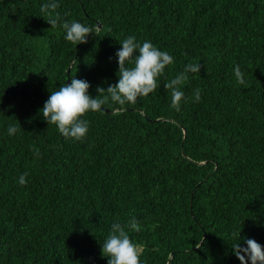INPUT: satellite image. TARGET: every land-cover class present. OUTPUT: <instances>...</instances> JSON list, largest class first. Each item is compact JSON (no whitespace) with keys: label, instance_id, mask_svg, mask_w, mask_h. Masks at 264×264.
Here are the masks:
<instances>
[{"label":"trees","instance_id":"1","mask_svg":"<svg viewBox=\"0 0 264 264\" xmlns=\"http://www.w3.org/2000/svg\"><path fill=\"white\" fill-rule=\"evenodd\" d=\"M46 2L0 0V264H107L101 244L131 216L142 264H240L234 233L264 245V0H58L61 21L93 30L76 45ZM128 36L175 58L155 92L87 113L83 143L47 125L68 79L93 98L117 82ZM188 63L177 112L164 85Z\"/></svg>","mask_w":264,"mask_h":264},{"label":"clouds","instance_id":"2","mask_svg":"<svg viewBox=\"0 0 264 264\" xmlns=\"http://www.w3.org/2000/svg\"><path fill=\"white\" fill-rule=\"evenodd\" d=\"M58 8V0H48L41 5V13L47 14V23L51 27L60 26L64 31V39L75 43H86L89 34H93L90 26L79 21H61ZM120 48L116 51L118 65V80L107 89L98 88L97 95L93 98L88 89L90 84L83 79L74 77L68 79L70 83L63 84L59 90L50 93L48 99L40 109V115L47 125H55L58 132L65 138L83 143L89 132V121L83 117L87 113L103 112L104 105L112 103L116 105H135L138 98L147 97L154 93L158 87L157 78L164 75L166 67L174 64V56L167 51L160 50L151 41L139 42L136 37L128 36L120 41ZM131 65V67H129ZM199 63H188L184 71L178 73L168 81L164 87L171 90V106L179 112L181 103L186 99L181 86L188 79V73H198ZM233 73L238 84L245 85L246 80L240 66L235 65ZM194 103L201 99V90L195 88L192 93ZM8 134L17 132L15 126H10ZM35 156L40 155L39 149H33ZM22 173L18 183H26ZM141 222L131 216L126 224L119 221L112 223L110 232L101 244V255L107 258V264H142L141 255L143 246L133 243L129 231L139 232ZM235 243L232 245L233 254L240 264H264V245L250 238H244L239 233H234Z\"/></svg>","mask_w":264,"mask_h":264},{"label":"water","instance_id":"3","mask_svg":"<svg viewBox=\"0 0 264 264\" xmlns=\"http://www.w3.org/2000/svg\"><path fill=\"white\" fill-rule=\"evenodd\" d=\"M98 27H100V24L98 25Z\"/></svg>","mask_w":264,"mask_h":264}]
</instances>
